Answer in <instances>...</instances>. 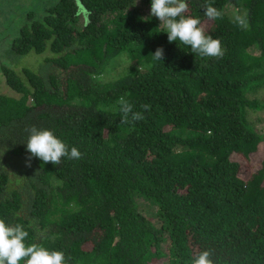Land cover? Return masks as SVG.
<instances>
[{
  "label": "trees",
  "instance_id": "trees-1",
  "mask_svg": "<svg viewBox=\"0 0 264 264\" xmlns=\"http://www.w3.org/2000/svg\"><path fill=\"white\" fill-rule=\"evenodd\" d=\"M187 2L222 57L170 43L151 0L0 7V78L15 90L0 91V219L23 225L26 245L62 251L66 264L86 250L85 264H148L150 253L192 264L204 250L214 264H264V148L248 177L240 162L264 147V114L251 116L264 109V0H208L215 20L205 0ZM119 54L139 62L106 74ZM121 96L151 110L121 123ZM32 126L83 157L28 167Z\"/></svg>",
  "mask_w": 264,
  "mask_h": 264
},
{
  "label": "clouds",
  "instance_id": "clouds-1",
  "mask_svg": "<svg viewBox=\"0 0 264 264\" xmlns=\"http://www.w3.org/2000/svg\"><path fill=\"white\" fill-rule=\"evenodd\" d=\"M204 9V17L215 20L222 16L220 10L214 7L208 0L201 6ZM187 0H151V16L161 21V25L168 33L169 42L179 41L180 44L190 46L191 52L201 57H222L224 55L221 39L213 38L205 34V28L201 19L189 14ZM235 21L242 27H247V21L242 16H236ZM115 55L111 59L120 57ZM156 60H163L164 49L158 47L154 54ZM110 59V60H111ZM121 123H134L143 120L144 112L151 110L150 104H142V111H134V105L125 97L119 98ZM27 141V151L31 153L26 164L31 167L32 157L40 158L45 164L52 162L55 165L61 163L62 157L69 159H81L83 153L77 147H71L69 152L65 142L59 139L52 130H38L35 126L30 129ZM46 181V180H45ZM48 182V181H47ZM29 225L32 227L33 224ZM39 237L45 238V230H39ZM29 232L21 224L10 225L4 219H0V264H20L26 260V264H66L65 253L62 251H49L37 243L26 245ZM212 252L204 250L193 259L192 264H214L210 258ZM70 259V258H69Z\"/></svg>",
  "mask_w": 264,
  "mask_h": 264
},
{
  "label": "rangeland",
  "instance_id": "rangeland-1",
  "mask_svg": "<svg viewBox=\"0 0 264 264\" xmlns=\"http://www.w3.org/2000/svg\"><path fill=\"white\" fill-rule=\"evenodd\" d=\"M10 0H0V7L3 6H7V4L9 3ZM39 1V5H42L43 0H38ZM18 3V1L16 2ZM15 2H12V4H16ZM34 8V6L31 4L29 8ZM22 9L25 10L27 9L26 7L22 6ZM14 36L13 32L11 33L10 38ZM246 38H248L247 35H245ZM250 38L249 40H245L246 44L250 43ZM127 62H132V63H138L139 59L136 56V54H129V55H125L122 54L120 57L111 59L109 64L106 66V74H111V73H115L118 71L119 67L121 66V64H125ZM10 65H12L11 63H9ZM15 69H18V67L15 66ZM15 91L14 89H12L11 87L8 86V84L5 83V80H3V78H0V91L3 93L6 92H12ZM264 114V109H261L257 112H253L252 113V118H254L255 115H262ZM260 148L261 151L260 152H253L248 159H240V162H242V169L243 170V175H245V177H248V175L250 174V170H252L254 168V164L256 163V161L260 158L261 154L263 153V144L260 143ZM254 176H252V178H248V183L249 184H253L254 183ZM42 178L52 184L58 183L57 181V177L50 172V170L43 165V174H42ZM89 257V251H80L78 253L77 259H76V264H85V262L88 260ZM148 264H165L164 263V259H160L158 257H156L153 253H150L149 257H148Z\"/></svg>",
  "mask_w": 264,
  "mask_h": 264
}]
</instances>
